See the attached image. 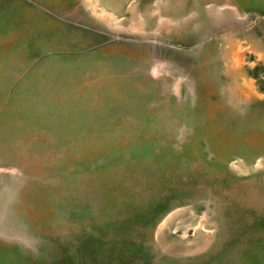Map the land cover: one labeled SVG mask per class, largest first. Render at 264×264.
<instances>
[{
  "label": "rangeland",
  "instance_id": "obj_1",
  "mask_svg": "<svg viewBox=\"0 0 264 264\" xmlns=\"http://www.w3.org/2000/svg\"><path fill=\"white\" fill-rule=\"evenodd\" d=\"M0 264H264V0H0Z\"/></svg>",
  "mask_w": 264,
  "mask_h": 264
}]
</instances>
